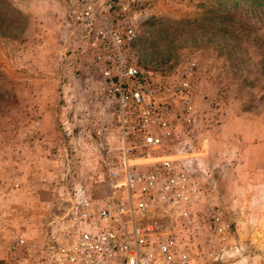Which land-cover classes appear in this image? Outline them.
I'll return each mask as SVG.
<instances>
[{
    "label": "rangeland",
    "instance_id": "374dc122",
    "mask_svg": "<svg viewBox=\"0 0 264 264\" xmlns=\"http://www.w3.org/2000/svg\"><path fill=\"white\" fill-rule=\"evenodd\" d=\"M117 3L149 14L134 42L141 69L194 62L196 116L175 153L225 208L236 242L264 255V0ZM68 12L69 0H0L2 252L16 234L41 240L45 206L92 191L102 172L81 122L93 82Z\"/></svg>",
    "mask_w": 264,
    "mask_h": 264
},
{
    "label": "built area",
    "instance_id": "2783aa9c",
    "mask_svg": "<svg viewBox=\"0 0 264 264\" xmlns=\"http://www.w3.org/2000/svg\"><path fill=\"white\" fill-rule=\"evenodd\" d=\"M117 1L69 0L78 62L93 82V111L81 122L101 175L92 191L46 207L42 239L16 234L0 264H264L236 242L225 208L175 153L174 139L196 116L194 62L141 69L134 42L149 14Z\"/></svg>",
    "mask_w": 264,
    "mask_h": 264
},
{
    "label": "crops",
    "instance_id": "0c3cea01",
    "mask_svg": "<svg viewBox=\"0 0 264 264\" xmlns=\"http://www.w3.org/2000/svg\"><path fill=\"white\" fill-rule=\"evenodd\" d=\"M37 125H38V124H37ZM36 127H37V126H36ZM19 192H20V191H19ZM36 196H37V195H36ZM33 197H34V196H33ZM46 207H48V206H45V208H46ZM45 208H44V209H45ZM41 209H42V207H41ZM0 241H1V240H0ZM0 244H2V243L0 242ZM3 252H4V251H3ZM3 252L0 250V259L3 257Z\"/></svg>",
    "mask_w": 264,
    "mask_h": 264
}]
</instances>
